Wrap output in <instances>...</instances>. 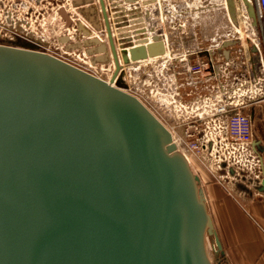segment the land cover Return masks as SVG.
Wrapping results in <instances>:
<instances>
[{"label": "water", "instance_id": "water-1", "mask_svg": "<svg viewBox=\"0 0 264 264\" xmlns=\"http://www.w3.org/2000/svg\"><path fill=\"white\" fill-rule=\"evenodd\" d=\"M99 4L113 81L119 61ZM163 52L156 42L130 59ZM199 182L137 99L48 54L0 45V264H211L206 235L222 249Z\"/></svg>", "mask_w": 264, "mask_h": 264}, {"label": "built area", "instance_id": "built-area-1", "mask_svg": "<svg viewBox=\"0 0 264 264\" xmlns=\"http://www.w3.org/2000/svg\"><path fill=\"white\" fill-rule=\"evenodd\" d=\"M83 1L73 0V9L82 11V7L75 4ZM245 1L253 8V20L246 12ZM245 1L240 0L241 14L251 32L249 41L254 53L249 61H245L238 50L235 57L225 58L227 42H232L231 45L240 42V37L234 36L233 32L222 39L203 37L208 45L201 47L195 32V22L201 9L195 5L196 0H103L119 61V71L113 81L115 65L99 0H91L96 28L83 18L62 17L63 33L56 42L60 48L66 49L64 54L68 56L69 51L81 50L84 56L87 51L104 47L103 52L88 55L93 65L102 63L98 60L107 57L103 64L111 65L112 71L103 81L137 99L172 134V143L177 151L182 141L190 155L219 185L228 186L231 178L246 189L257 191L264 183V160L253 144V122L243 110L264 102V0ZM0 2L6 28L9 29L11 21L22 24V28L28 25L27 19H32L31 14L26 20L19 21L14 15L16 12L9 13L12 9L5 11L3 0ZM12 6L26 15L31 8L22 1L16 5L12 2ZM61 10L67 11L64 4L58 7L59 15ZM227 19L234 26L232 19ZM80 26L86 32H81ZM95 33L100 37L99 45L95 42L91 47H85L84 44L91 41L89 38ZM85 38L88 41H83ZM156 42L163 44L162 55L145 63L141 59H130L132 49H147ZM0 45L17 47L18 36L0 32ZM36 51L54 57L41 48H36ZM122 53L129 58L127 64L121 61ZM93 73L95 76L96 72ZM99 78L102 77L99 75ZM151 107L159 108V119ZM166 121L173 124L172 129H183L181 139L174 137L166 127ZM220 172L225 176L217 178ZM231 187L234 189L235 184Z\"/></svg>", "mask_w": 264, "mask_h": 264}, {"label": "rangeland", "instance_id": "rangeland-1", "mask_svg": "<svg viewBox=\"0 0 264 264\" xmlns=\"http://www.w3.org/2000/svg\"><path fill=\"white\" fill-rule=\"evenodd\" d=\"M22 1L23 3L31 6V8L28 10L27 15L24 14L21 9L19 11L12 6V2L14 5H16L18 2ZM240 0H231L232 3V13L234 19H236L237 22L234 23V26H232L229 21H226L223 19L224 11H220L217 9L218 7L215 5L216 2H211V8H208V11L205 12V14H200L201 16V23L199 22L196 24L195 30L198 32V37H217L220 34L222 37L231 36L232 32L234 36L240 37V45L242 46V42L245 43V45L251 47L249 39L252 38L250 30L247 28L246 23H244V19L241 14L242 5H240ZM245 1V0H244ZM5 11L8 9H12V12L9 13H15L14 15L19 19V21L25 18H29V15L31 14L32 19H27L28 25L25 24V28H22L21 25L13 23L11 21L9 29L4 26L6 23L3 21V17L1 14V10L3 9V6L0 2V32L2 35H16L18 36V45L22 46L23 48H30L35 50L36 48H41L42 51L48 52L52 55L57 56V59H60L74 67H77L78 69L85 71L91 75H94L93 72H96L100 75V79H106L109 77L112 66L106 65L103 63H98L97 65H93L94 63L88 61L85 56H83L81 50L78 52H72L69 51L70 55H65L66 49L60 48V45L58 42H56V39L60 36V34L63 33L62 30V22L60 15L58 14V7L60 5H63L66 7L67 11L61 10L64 16L67 18L69 16L73 17L74 19H92V7H91V0H85L80 3L79 7H82V10L85 11V16L81 13V11L78 12V10L73 9L72 2L73 0H3ZM200 2H195V5H204L208 4L209 1L204 2L203 0ZM245 3H247L245 1ZM90 5V6H89ZM22 8V7H20ZM90 11V12H89ZM29 14V15H28ZM229 15L228 17H231L230 9H229ZM222 16V17H221ZM203 17V18H202ZM222 18V22L220 24V27H217L218 21ZM88 18V19H87ZM16 19V18H15ZM26 20V19H25ZM89 22V21H88ZM235 30H237V33H234ZM37 35L35 37L32 35ZM218 32V33H216ZM31 33V34H30ZM217 34V36H216ZM94 35H97L96 33ZM239 45V46H240ZM251 53V52H250ZM248 50L245 49V58L248 57ZM232 56L235 57V50L232 51ZM62 58V59H61ZM117 87H121V85L117 84ZM151 111L155 114V116L159 119V108L151 107ZM166 127L173 133L174 137L177 138V140L183 136V129L181 128H173V124L170 121H166ZM253 134L256 131V127L254 126V123L252 124ZM255 136V135H254ZM181 154L185 155L187 159L190 162V168L194 175H196L200 182H199V188L204 193V186L205 184L209 182H216V179L213 178L209 172L204 168V166L194 159L190 155V153L186 150V147L183 145L182 141L179 145V151ZM217 178H220L221 176H225L224 172H220L217 175ZM225 179V178H224ZM230 179V184H228L227 180H223L226 182V185L228 184V188L226 190L233 192H229L231 194L236 195L238 191L245 190V186H243L239 182H235L234 180ZM239 180V179H238ZM245 183V182H244ZM218 184V183H217ZM231 184H235V188L231 187ZM246 184V183H245ZM219 185V184H218ZM247 185V184H246ZM221 186V185H219ZM222 187V186H221ZM238 195V194H237ZM206 205V204H205ZM205 246H206V252L207 256L211 262V264H223L222 256L220 254H216L214 252V238L213 236H207L205 238Z\"/></svg>", "mask_w": 264, "mask_h": 264}, {"label": "crops", "instance_id": "crops-1", "mask_svg": "<svg viewBox=\"0 0 264 264\" xmlns=\"http://www.w3.org/2000/svg\"><path fill=\"white\" fill-rule=\"evenodd\" d=\"M231 44L227 42L225 58L238 50L245 61L252 59L254 53L248 44ZM245 49L251 52L247 58ZM243 113L256 127L253 144L264 160V102L244 109ZM204 187L202 193L221 245L223 264H264V191L245 189L233 196L226 190L228 186L209 182Z\"/></svg>", "mask_w": 264, "mask_h": 264}, {"label": "flooded vegetation", "instance_id": "flooded-vegetation-1", "mask_svg": "<svg viewBox=\"0 0 264 264\" xmlns=\"http://www.w3.org/2000/svg\"><path fill=\"white\" fill-rule=\"evenodd\" d=\"M203 1L204 2L209 1V3L208 4H204V5H199L201 7V9L199 10L198 20L195 23H197V24L199 22L201 23V21H200L201 19L200 18H201L202 15H200V14H205V12L208 11V8H211V2L212 1H214L216 3L218 2L217 4H215L218 7L217 9H219L220 11H222V10L224 11V15H223V19L224 20L228 21L227 17L229 15V9H230V14H231V17H232L231 18L232 19V22H234V23L237 22L236 21L237 18L234 19L233 13H232V10H231V7H232L231 0H203ZM200 3H202V2L200 1ZM221 17H220V19L218 21L217 27L218 26L220 27V24L222 22V18ZM195 32H196V30H195ZM216 33H218V32H216ZM196 35L198 37V32H196ZM216 36H217V34H216ZM217 37H219V39H222L223 38L221 34L219 36H217ZM198 38H199V40L201 42V47L205 48L208 45L207 44V40H204L202 37L201 38L198 37ZM189 46H190V43H189Z\"/></svg>", "mask_w": 264, "mask_h": 264}, {"label": "bare ground", "instance_id": "bare-ground-1", "mask_svg": "<svg viewBox=\"0 0 264 264\" xmlns=\"http://www.w3.org/2000/svg\"><path fill=\"white\" fill-rule=\"evenodd\" d=\"M60 16L61 17H63L64 19L66 18L64 15H63V13L62 12H60ZM80 28V31L81 32H86L81 26L79 27ZM89 39H91V41H94V42H96L98 45H99V43H100V37H97V35H93L91 38H89ZM83 41H88V39H84ZM84 56H85V58L89 61L90 60V57L88 56V54H84ZM106 58V61H107V57H105ZM152 59H155V57H153V58H148V57H146V58H143V59H141L144 63L145 62H147V61H149V60H152ZM121 61H122V59H121ZM102 63H104V62H102ZM113 63H114V61H113ZM114 66V65H113ZM114 69H115V67H114ZM97 78H99V74H97L96 73V75H95ZM100 79V78H99ZM102 80V79H101ZM170 133V132H169ZM171 134V133H170ZM171 137H172V141H173V136H172V134H171ZM183 155V154H182ZM184 157H185V159L187 160V162L189 163V166H190V162H189V160L187 159V157L185 156V155H183ZM214 227V226H213ZM214 252L216 253V247H215V243H214Z\"/></svg>", "mask_w": 264, "mask_h": 264}]
</instances>
